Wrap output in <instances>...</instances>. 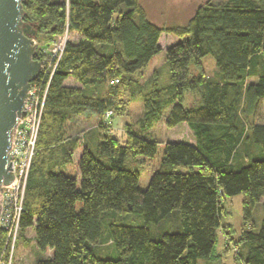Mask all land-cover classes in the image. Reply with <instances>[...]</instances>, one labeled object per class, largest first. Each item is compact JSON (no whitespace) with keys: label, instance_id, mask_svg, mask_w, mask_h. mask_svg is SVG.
I'll list each match as a JSON object with an SVG mask.
<instances>
[{"label":"trees","instance_id":"trees-1","mask_svg":"<svg viewBox=\"0 0 264 264\" xmlns=\"http://www.w3.org/2000/svg\"><path fill=\"white\" fill-rule=\"evenodd\" d=\"M23 9V21L36 28L39 62L66 30L78 36L67 42L50 83L25 190L20 237L34 241V264H213L221 198L236 196L249 227L237 257L264 264V204L256 231L252 220L264 199V124L253 122L264 101V66L256 63L264 62V0H208L186 27L166 31L139 0H27ZM163 32L180 42L165 52L167 83L154 81L141 94L137 126L149 131L164 118L167 130L184 127L190 143L147 140L129 128L120 142L102 116H120L122 89L162 52ZM207 56L214 77L202 69ZM69 78L80 87H67ZM73 117L99 120L94 151L69 139ZM242 153L245 161L237 159ZM173 211L182 232L154 240L147 226ZM110 212L138 215L146 226L109 224L102 243V217ZM103 246L114 258L98 257Z\"/></svg>","mask_w":264,"mask_h":264},{"label":"rangeland","instance_id":"rangeland-1","mask_svg":"<svg viewBox=\"0 0 264 264\" xmlns=\"http://www.w3.org/2000/svg\"><path fill=\"white\" fill-rule=\"evenodd\" d=\"M208 0H139V4L145 11L149 21L158 26L159 28L166 30L172 28L186 27L189 20L193 17L196 9L199 6L205 4ZM214 4H223L226 0H210ZM62 37V36H59ZM57 37L55 40H57ZM78 39L76 34L69 35V41L75 42ZM52 42V41H51ZM51 42L48 43L51 44ZM180 39L170 33L163 32L159 38L158 45L161 49V53L152 59L148 67L128 78V86H125L123 95L121 97L122 113L120 116L112 118L110 136L116 140L122 142L126 128H129L132 132L145 137L147 140H157L161 142H176L187 143L189 139L182 133L184 127L178 126L173 130H167L165 128V119L163 118L156 123L149 131H141L137 126V121L143 115V104L141 94L145 93L148 87L154 82L165 85L169 77V68L166 61V50L175 44L179 43ZM40 44L42 42H39ZM44 45V44H41ZM47 45V46H48ZM46 46V47H47ZM49 49V48H48ZM257 68L261 71L264 66V62L257 60ZM202 69L207 77H214L217 72L214 60L211 56H207L201 60ZM127 79V80H128ZM126 80V81H127ZM125 81V84H126ZM253 82V80H248ZM72 84L71 81L68 83ZM80 117H73L69 120L67 125V135L69 139H73L74 130L76 133L84 134L87 126H82L79 123ZM254 124H264V101H261L258 110L255 114ZM109 126V127H110ZM108 127V128H109ZM70 140L64 143V146H69ZM94 146H91L93 150ZM94 151V150H93ZM245 153L237 155L239 161H245ZM181 171H184L182 168ZM223 208V223L222 228L216 234L215 249L213 264H241L238 259V254L243 251L241 243V235L249 227H244L242 221V197L236 196L232 198H221ZM263 204L262 199L252 212L253 230L259 229L261 220L263 218ZM121 224L130 226H146L143 219L135 214H129L125 217H121L114 212L106 213L102 217V243L108 239V225L109 224ZM151 237L154 240H158L163 234L181 233V217L178 211H173L164 220L157 225L147 226ZM103 246L97 250V255L101 259H112L111 252L112 247ZM36 258V251L33 245V241L30 239L21 238L20 234L16 243V247L13 252L9 249L3 250V245L0 248V261L1 264H7L8 261L11 264H34ZM11 259V261H10ZM201 264V261L199 262Z\"/></svg>","mask_w":264,"mask_h":264},{"label":"water","instance_id":"water-1","mask_svg":"<svg viewBox=\"0 0 264 264\" xmlns=\"http://www.w3.org/2000/svg\"><path fill=\"white\" fill-rule=\"evenodd\" d=\"M27 0H0V188L9 186L8 152L32 82L39 76L35 26L23 21Z\"/></svg>","mask_w":264,"mask_h":264},{"label":"built area","instance_id":"built-area-1","mask_svg":"<svg viewBox=\"0 0 264 264\" xmlns=\"http://www.w3.org/2000/svg\"><path fill=\"white\" fill-rule=\"evenodd\" d=\"M68 41L69 33L66 30L62 37L53 40L42 51L40 74L31 84L22 118L12 134L8 157L14 180L9 186L0 188V232L4 251L6 249L14 251L20 234L25 190L30 168L36 155L38 132L45 102L53 75ZM34 44L37 46L36 41ZM113 116L114 112L111 110L103 114L102 122L106 127L111 125ZM7 264L11 262L8 261Z\"/></svg>","mask_w":264,"mask_h":264},{"label":"crops","instance_id":"crops-1","mask_svg":"<svg viewBox=\"0 0 264 264\" xmlns=\"http://www.w3.org/2000/svg\"><path fill=\"white\" fill-rule=\"evenodd\" d=\"M69 81L72 82L71 85H69ZM65 85L67 87H80L73 79L69 78ZM90 92L95 91V88H90L89 89ZM79 123L82 124V126H87L85 133L84 134H79L76 133L74 130V125H72V129L74 132V136L77 139H79V142L83 145V146H87L89 148H91V146H97V144L100 141L101 135H102V130L100 129V127H98V123L99 120L97 119H93V118H84V117H80ZM28 234H32V232H29ZM27 239H29L28 237H26ZM32 238V237H31ZM31 240V239H30ZM33 245H34V241H33Z\"/></svg>","mask_w":264,"mask_h":264}]
</instances>
